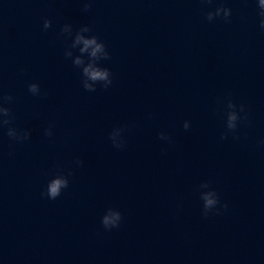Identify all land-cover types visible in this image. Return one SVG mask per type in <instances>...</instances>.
<instances>
[{
	"label": "clouds",
	"instance_id": "1",
	"mask_svg": "<svg viewBox=\"0 0 264 264\" xmlns=\"http://www.w3.org/2000/svg\"><path fill=\"white\" fill-rule=\"evenodd\" d=\"M257 5L259 8L258 15L260 16V27L261 29H264V0H257ZM90 7V4H85V10H87ZM232 10L228 7H217L215 11H209L206 14V18L208 21H213L217 17H221L227 21L228 18L231 16ZM51 27V21L48 19H45L43 22V28L49 29ZM72 30V26L69 24H65L63 28L61 29L62 34L68 33ZM91 29L85 25L81 27L79 30L76 31V43H83V48L80 49V53H85L90 47H91V53L90 56L92 58H98L97 54L103 52V59L107 60L110 59L109 53L105 51L106 46L105 44L99 40V38L95 35L90 36V38H85L81 33H88ZM100 41L99 43L97 41ZM71 53L68 51H65V57H71ZM73 64L76 67H79L83 65L84 61L80 58L75 59L72 61ZM82 75L87 78V80H91L93 82L96 81H106L105 84L102 86L106 89L109 85L112 83L111 79V72L109 69H105L103 71L98 70L96 68L92 67V64L89 63L88 66L82 68ZM87 80L82 81L83 87L85 90L94 92L96 91V87L94 84H90L87 82ZM28 91L33 95H39L41 90L38 84L36 83H30L28 85ZM13 100V97L11 95H4L0 96V126L10 125L12 122V114L11 109L8 107H4V103H10ZM226 127L228 131L235 132L237 129V122L242 119H247L246 115L244 117H241L240 113L244 112V106H239V111H237V105L233 103L231 100L228 101L226 105ZM183 127L185 130H187L190 127V124L188 121H185L183 124ZM124 131L123 128H115L110 133V140L113 143L114 147L122 148L124 146V141L122 139V132ZM17 129L13 127H8L7 135L15 139L17 141H24L29 138L30 133L27 131H24L23 133H19ZM46 135L51 136V130L48 129L45 132ZM116 134H119L120 139L119 141L116 140ZM222 139L227 138V134H222ZM160 139L166 140L168 139L167 136H165L164 133H160ZM78 164H82V161H77ZM71 175V173H69ZM69 184L68 177L62 174L61 172H57L55 175V178L49 180L47 184L46 191L42 192V196H46L49 199L55 200L57 197L61 195V192L63 189L67 188ZM202 188L210 189V185L208 182H203L199 186ZM200 199L203 201V215L207 216L210 212H212L214 209L217 208V205L220 204L219 196L216 193L215 190L210 189V191L204 193H200ZM224 208H227V204L223 205ZM122 220V214L120 211L109 208L106 213L101 218V223L105 230H111L113 228H118L120 226V222Z\"/></svg>",
	"mask_w": 264,
	"mask_h": 264
}]
</instances>
